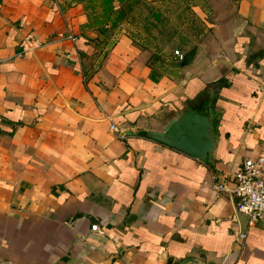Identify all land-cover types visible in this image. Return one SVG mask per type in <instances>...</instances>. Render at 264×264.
I'll return each mask as SVG.
<instances>
[{"label": "crops", "instance_id": "1", "mask_svg": "<svg viewBox=\"0 0 264 264\" xmlns=\"http://www.w3.org/2000/svg\"><path fill=\"white\" fill-rule=\"evenodd\" d=\"M88 1L0 0V264H264V211L211 186L264 150V0ZM186 107L211 164L143 132Z\"/></svg>", "mask_w": 264, "mask_h": 264}, {"label": "water", "instance_id": "2", "mask_svg": "<svg viewBox=\"0 0 264 264\" xmlns=\"http://www.w3.org/2000/svg\"><path fill=\"white\" fill-rule=\"evenodd\" d=\"M195 46H191L182 53L176 64L188 63L194 53ZM220 116L211 114L209 109L197 110L186 107L176 115L171 116L159 129L146 128V136L185 152L202 162L212 163L217 146ZM123 133H135L124 130ZM194 262L192 257H184L176 264Z\"/></svg>", "mask_w": 264, "mask_h": 264}, {"label": "built area", "instance_id": "3", "mask_svg": "<svg viewBox=\"0 0 264 264\" xmlns=\"http://www.w3.org/2000/svg\"><path fill=\"white\" fill-rule=\"evenodd\" d=\"M107 25L108 22L104 24V26ZM172 53L178 60L183 52L173 48ZM230 181L231 186H227L224 179H215L211 182V186L214 190H226L235 196V208L247 215V223L259 218L264 211V150L244 157L233 172ZM90 229L100 231L96 222L90 224ZM243 235L242 232L238 233L239 238ZM124 264L141 263L125 262Z\"/></svg>", "mask_w": 264, "mask_h": 264}, {"label": "trees", "instance_id": "4", "mask_svg": "<svg viewBox=\"0 0 264 264\" xmlns=\"http://www.w3.org/2000/svg\"><path fill=\"white\" fill-rule=\"evenodd\" d=\"M98 1V7L99 12L96 13V15L92 16V19L94 22L99 23V26L103 29V24L105 22H109L111 25H114L116 20L120 19L124 11L122 9L118 10L113 17L110 18V14L113 12V6H112V0H97ZM118 1H126V0H118ZM133 2H136L138 0H131ZM93 1H88L85 5V8L93 9L95 8L92 4Z\"/></svg>", "mask_w": 264, "mask_h": 264}, {"label": "rangeland", "instance_id": "5", "mask_svg": "<svg viewBox=\"0 0 264 264\" xmlns=\"http://www.w3.org/2000/svg\"><path fill=\"white\" fill-rule=\"evenodd\" d=\"M168 17L170 18V21L168 24H166V30H164L162 32V36H164V39H165V35L167 36L168 34L172 33L173 30L175 29L174 26H176V23L175 21L177 20V18L174 16V14L172 12H170L168 14ZM161 36V40L160 41H163V37ZM170 49H172L173 47H176L174 43L168 45Z\"/></svg>", "mask_w": 264, "mask_h": 264}]
</instances>
